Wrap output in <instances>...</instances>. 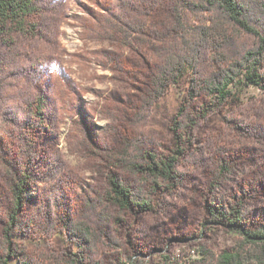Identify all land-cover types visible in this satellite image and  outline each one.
Instances as JSON below:
<instances>
[{
    "label": "rangeland",
    "instance_id": "1",
    "mask_svg": "<svg viewBox=\"0 0 264 264\" xmlns=\"http://www.w3.org/2000/svg\"><path fill=\"white\" fill-rule=\"evenodd\" d=\"M37 1L57 19L41 39L19 44L20 54L4 67L7 84L0 94L2 114L17 110L21 119H25L22 105L35 97L25 112L34 122L22 130L0 116V142L14 156L31 149L34 157L33 179L20 218L30 223L48 213L58 226V216L82 209L104 188L103 153L119 151L124 140L137 134L135 114L147 79L159 64L157 56L170 44V14L179 0ZM29 19L34 23L38 15ZM38 64L40 73L33 70ZM185 85L184 78L151 107L147 127L155 137L172 139L174 114ZM39 96L43 108L36 101ZM241 96L260 98L261 94L251 86L242 88ZM263 106L250 123L255 135H264ZM221 124L220 114L212 113L201 123L198 140L217 136ZM220 158L240 166L233 185L210 192L209 158L202 170L184 173L180 184L162 186L152 199L151 210L123 216L116 225L122 250L136 258L170 256L190 261L199 257L196 248L200 245L216 252L229 248L234 234L216 224L209 210L215 205L228 210L236 192L247 201L250 225L264 223V146L222 140L211 160ZM2 175L0 164V232L8 203ZM12 240L33 258L43 257L38 240L26 236ZM50 245L49 252L62 257L75 249L61 232L52 236Z\"/></svg>",
    "mask_w": 264,
    "mask_h": 264
},
{
    "label": "trees",
    "instance_id": "2",
    "mask_svg": "<svg viewBox=\"0 0 264 264\" xmlns=\"http://www.w3.org/2000/svg\"><path fill=\"white\" fill-rule=\"evenodd\" d=\"M49 10L37 0H0V94L7 84L4 67L20 54L19 44L25 39H41L54 25L57 17ZM34 14L38 19L30 23ZM170 17V44L157 56L159 64L147 79L135 114L137 134L124 140L119 151L103 153L107 169L104 188L82 209L58 216V226L48 213L34 222L22 220L34 157L31 149L14 156L0 142V164L8 191L6 220L0 232V264H264V223L250 225L247 201L238 192L233 194L228 210L217 205L209 210L216 224L234 234L229 248L216 252L200 245L196 248L199 257L190 261L170 256L136 258L122 250L116 225L123 216L151 210L156 192L162 186L180 184L188 171L202 170L208 159H213L219 141L264 146V135H255L250 124L264 103V0H179ZM39 68L38 64L33 70L40 73ZM184 78L172 139L167 142L147 127L149 112ZM251 86L260 90L261 97L243 99L242 88ZM34 100L31 97L24 102L21 111L25 119H21L17 110L3 115L0 98L1 118L10 119L22 130L28 128L34 121L25 115ZM36 101L39 107L43 105L40 96ZM214 112L221 116V132L200 142L198 129ZM211 159L209 187L215 193L224 185H233L241 169L231 159ZM56 232L75 247L63 257L48 250ZM13 236L38 240L43 257L33 258L15 244Z\"/></svg>",
    "mask_w": 264,
    "mask_h": 264
}]
</instances>
